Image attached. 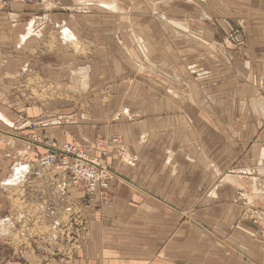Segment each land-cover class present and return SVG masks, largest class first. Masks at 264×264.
<instances>
[{"label": "rangeland", "instance_id": "1", "mask_svg": "<svg viewBox=\"0 0 264 264\" xmlns=\"http://www.w3.org/2000/svg\"><path fill=\"white\" fill-rule=\"evenodd\" d=\"M57 2L8 0L5 5L0 3V11L8 14L7 20L13 24L19 19L10 11L11 5L32 6L34 16L55 13L67 19L59 16L51 18L50 15L49 19L44 18L43 21L36 22L34 17H30L32 19L21 23L23 29L15 51L23 52L28 40L21 42V36L26 35L31 27L32 33L28 38L35 40L33 47L36 45L30 50L32 59L29 62L34 63L29 65L33 70L20 75L4 73V90L0 89V133L10 139L8 141L13 143L15 151L33 168L39 167L38 159L45 145L77 142L93 151L95 141L104 139L110 143L104 162L115 174V182L128 185L136 196L147 194L154 188L161 192L162 189L169 191L170 174L172 177L179 176L176 184L180 181L185 183L187 172L181 169L173 173L160 172L163 164L159 158L158 161L156 158L154 160L161 166L159 172L147 171L148 177L143 179V167L152 163L150 160L154 156L150 153L155 148L163 152L170 164V159L186 154V148L192 147V164L189 166H194L196 170L194 182L200 185L205 182V185L196 190L195 203L189 205V209L186 204H180L176 212L181 222L198 226V231L205 226V231L210 232L216 242L237 243L239 238L236 235L223 231L214 221L210 222L208 228L203 219L195 220L192 213L195 216L203 213L209 207L203 198H216L215 185L225 174H232L213 166L216 164L211 146L216 142L214 137L228 138L229 126L231 134L232 129L237 131L240 126L234 121L247 112L251 113L248 115L250 117L260 115L262 122L259 128L264 130V103H239V96L234 94L236 83L239 87L241 84L264 85L262 79H257L260 68L262 71L260 63L264 61L240 52L245 45L235 41L234 36L243 34V28L236 32L237 29L226 31L224 27L227 22L235 26L231 21L241 19V16L251 18L250 13L254 14V10H264V0H104V7L102 2L97 1L94 3L102 7L95 5L90 8L83 4L75 12L45 10ZM254 15L264 16L263 12ZM212 29L216 32L215 41L204 42L205 31L208 40ZM47 41L52 43L44 48ZM82 44H87L89 48ZM44 49L45 53H42ZM27 50L26 47L23 52L26 55L29 53ZM95 52L99 54L97 59ZM73 54L82 56L81 65L77 60L74 69L70 66ZM92 57L98 62L100 70L105 69L107 62H112L117 72L112 79L117 84L116 92H112L117 102L114 108L108 109L109 100L94 103L106 97L108 93L99 90L111 83L112 77L105 76L100 70L99 75L92 74ZM220 101L228 103L224 106ZM65 103L78 104L72 108ZM107 109L109 112H106ZM190 132L194 134V139L187 145L181 139L184 133ZM145 147L147 151L142 150ZM261 152L264 159V147ZM145 155L147 163L144 161ZM114 159L122 164L118 170L113 166ZM208 164L212 166L210 170L205 168ZM179 167L182 168V165ZM45 176L46 173H43L41 178L34 181H42ZM226 179L232 178L226 176ZM140 181H143V185ZM47 185L49 188V183ZM39 187L40 184L34 186ZM110 192L87 199L80 192L69 197L60 196L52 190V202L37 203L34 200L35 204L27 207L24 224L38 226L43 222L38 218V213L45 205L49 212H61L58 222L65 224L70 221L72 225L66 235L54 239L50 245L62 247L60 253L65 257H60V260H65H61L62 264L77 263L76 260L82 258L78 252L85 242L88 221L100 220L101 209L112 203L113 195ZM260 192L256 198L261 201L258 206L264 208V187ZM79 198L81 201L75 203ZM25 207L23 204L22 207L18 206V212H23ZM67 207L72 208L70 215L65 212ZM247 219L256 228L255 240L264 246V214L250 213ZM54 231L51 226L47 234L54 235ZM77 245H80V249H76ZM52 254L53 250H49V256L56 257Z\"/></svg>", "mask_w": 264, "mask_h": 264}, {"label": "crops", "instance_id": "2", "mask_svg": "<svg viewBox=\"0 0 264 264\" xmlns=\"http://www.w3.org/2000/svg\"><path fill=\"white\" fill-rule=\"evenodd\" d=\"M97 1L102 2V6L105 4L104 0H58L56 5L49 6L45 10L50 8L52 12L60 9L75 12L79 11V6L83 4L86 7H95L98 4L94 2ZM98 6L102 7L101 5ZM10 11L18 16V22L10 23L6 17L8 14L0 11V89L2 91L4 90L3 75L5 72L20 75L27 70H33L29 65L34 63V61L29 62L32 59L30 50L34 49L36 45L33 47L35 40L28 38L32 33L31 27L26 35L21 36V42L28 40L26 47L29 53L27 55L23 53L26 47H23V52L15 51V45H18V38L22 33L21 28L23 29L21 23L32 19L30 17H34L36 22L38 20L43 21L44 18L49 19L50 15L51 18L54 16L64 17L62 14L55 13L43 16H41L42 14H35L37 16H34L35 10L32 6L11 5ZM253 12L254 14H259V12L264 14V10L260 9ZM254 14L250 13L249 16H252L253 20L241 16V19L231 21L235 26L227 22L224 27L226 31L237 29L236 32L240 27L243 28V34L234 36L235 41L242 42L240 45H245L244 48H240V52L244 56L249 57L250 55L253 59L264 61V16L262 18V16ZM63 19L67 20L66 18ZM206 32L207 30L204 34L207 35ZM211 32L208 40L205 35L204 42L211 43L214 40L216 32L214 29ZM52 41H47V45H43L44 48H48V43L50 44ZM61 44L63 45V43ZM82 45L88 47L87 44ZM42 53H45V49ZM94 54L96 59L99 58L97 52ZM71 56H74L70 64L72 69L77 67V60L80 61L79 65H81L82 56L79 57L76 54ZM188 59L191 60L192 58L188 57ZM94 60L93 57L90 59L91 71L92 74L99 75L98 62ZM107 63L105 69L100 71L105 76L112 77L111 83L103 86L99 92L108 94L102 100L94 103L109 100L108 109H111L117 103L116 98L112 95V92H116L117 89L116 82H112L117 72L114 70L112 62ZM260 64H262V71L261 68L260 70L258 68L259 78L257 79H262L264 82V73H262L264 72V62ZM234 87V94L236 97L239 96V103H264L263 84H260L259 87L241 84L239 87L236 83ZM162 103L164 102L162 101ZM227 103L228 101H220V104H225L224 106ZM77 104L67 105L74 108ZM108 109L106 112H109ZM95 113L100 114L99 112ZM249 114L251 113L247 112L246 115H241L240 119L234 121L240 128L237 131L232 129V134L230 133L231 126H229V136L226 134L228 138L214 137L213 140L216 142L211 146L216 164L213 166L219 171H229L228 173L232 172V174H225V177L219 179L214 188L217 190L216 198H203L209 203V207L203 213H198L196 216L194 212L192 213L195 220L197 218L203 219L206 222L204 224L206 227L209 228L210 222L214 221L223 231H229L232 236L236 235L239 238L237 243L216 242L215 237H212L210 232L205 231V226H202L203 229L198 231V226L194 227L185 224L184 221L181 222L180 215L176 212L178 205L186 204L189 209V205L195 203L196 190L205 185V182L201 185L194 182L196 170L194 166H189L192 164L190 157L193 156L194 150L190 149L192 147L186 148V154L176 155L170 159L171 163L169 164L168 160L164 158L163 152L160 153V150L155 148L153 153H150L151 156H154L153 160H150L152 163L143 167L145 169L144 175H142L143 179H147V171L159 172L161 166L154 161L155 158L157 161L159 158L163 164L160 172L173 173L181 169L182 172H187L185 183L180 181L176 184L179 176L172 177L170 174L169 191L162 189L163 192H161L154 188L152 191L149 190L147 194L136 196L133 190L127 187L128 185L114 180L105 192L111 191L112 203L101 209L100 220L88 221L87 233L84 236L85 242L81 251L78 252L83 259L80 258L76 260L77 263L73 264H264V246L255 240L257 238L256 228L247 219L250 213L264 214L263 206H258L261 201L256 198L264 187V182L262 183L264 181V159L261 152L264 147V130L259 128V124L262 122L260 115L256 114L250 117ZM115 117L118 118V116ZM142 123L145 122L142 121ZM192 132L182 135L183 139L181 140L186 141L187 145L194 139ZM65 139L68 140V137L66 136ZM8 140H10L8 137L0 133V258L8 260L11 264H62L65 261L61 259V262L60 260V257L65 259L64 254L60 253L62 247L46 245L40 241L41 235H51L47 233L54 222L60 221L61 212H49L48 206L45 205V207L40 208L41 211L38 213V218L43 219V222L39 223L38 226L28 224L25 226L23 221L27 207L34 205V200L37 203L41 201L42 203L52 202L53 197L50 193L52 190L60 195L58 189L53 185V175L47 173L42 181H34L32 179L33 165L24 160L12 147L13 143H9ZM49 146L50 144L41 148L43 150L41 156L45 154ZM146 147L142 150L147 151ZM116 161V159L113 160V166L118 170L122 164ZM144 161L147 163V155L144 156ZM154 162L155 164H153ZM180 164L182 168L179 167ZM150 166H155V168ZM165 166L167 169L163 170ZM210 167L212 166L208 164L205 168L210 170ZM226 176H231L232 179H226ZM123 177L125 176L123 175ZM163 179L166 180L165 177ZM140 182L143 185V181ZM47 183L50 185L49 188ZM35 184H40L41 187L34 188ZM145 186L147 187L146 184ZM78 193L71 191L70 196H68L71 197ZM105 193L97 194L89 199L100 197ZM236 195H238L237 198ZM39 196L40 199H37ZM79 200L81 201L79 198L75 203L80 202ZM168 203L172 207L168 206ZM22 204L26 207L23 212H18V206L22 207ZM61 223L64 225V222ZM40 229L46 230L40 231ZM50 242L49 240L48 243L50 244ZM49 250H53L54 254L52 255L57 258L49 256ZM56 250L57 253H55Z\"/></svg>", "mask_w": 264, "mask_h": 264}, {"label": "built area", "instance_id": "3", "mask_svg": "<svg viewBox=\"0 0 264 264\" xmlns=\"http://www.w3.org/2000/svg\"><path fill=\"white\" fill-rule=\"evenodd\" d=\"M7 1L0 0V3L5 5ZM109 145L108 141L100 138L95 141L93 151L76 142L59 146L50 144L49 149L38 159L39 167L33 168L32 179L41 178L43 173L52 174L53 185L58 189L60 196H68L72 191V193L80 192L89 199L97 194L105 193L116 177L104 162ZM71 210V207L66 208L69 215ZM70 225H72L70 221L65 222L64 225L61 222H54L52 224V230H55L54 235H41L40 241L50 245L48 241L66 235ZM76 249H80V245H77ZM0 264L11 263L0 258Z\"/></svg>", "mask_w": 264, "mask_h": 264}, {"label": "bare ground", "instance_id": "4", "mask_svg": "<svg viewBox=\"0 0 264 264\" xmlns=\"http://www.w3.org/2000/svg\"><path fill=\"white\" fill-rule=\"evenodd\" d=\"M32 175H33V172H32Z\"/></svg>", "mask_w": 264, "mask_h": 264}]
</instances>
